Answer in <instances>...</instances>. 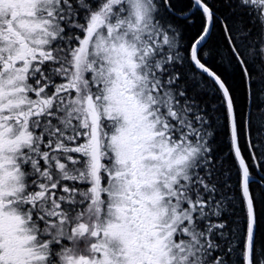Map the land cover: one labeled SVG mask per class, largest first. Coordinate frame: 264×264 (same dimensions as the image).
I'll use <instances>...</instances> for the list:
<instances>
[{
  "label": "snow or ice",
  "instance_id": "obj_1",
  "mask_svg": "<svg viewBox=\"0 0 264 264\" xmlns=\"http://www.w3.org/2000/svg\"><path fill=\"white\" fill-rule=\"evenodd\" d=\"M0 264H264V0H0Z\"/></svg>",
  "mask_w": 264,
  "mask_h": 264
},
{
  "label": "flooded vegetation",
  "instance_id": "obj_2",
  "mask_svg": "<svg viewBox=\"0 0 264 264\" xmlns=\"http://www.w3.org/2000/svg\"><path fill=\"white\" fill-rule=\"evenodd\" d=\"M10 227L9 222L0 221V232L6 231Z\"/></svg>",
  "mask_w": 264,
  "mask_h": 264
}]
</instances>
